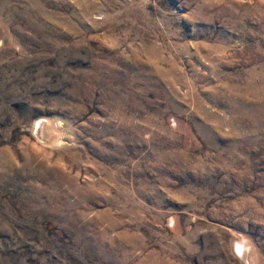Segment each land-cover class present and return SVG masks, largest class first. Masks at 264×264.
Returning a JSON list of instances; mask_svg holds the SVG:
<instances>
[{
	"label": "rangeland",
	"instance_id": "1",
	"mask_svg": "<svg viewBox=\"0 0 264 264\" xmlns=\"http://www.w3.org/2000/svg\"><path fill=\"white\" fill-rule=\"evenodd\" d=\"M0 264H264V0H0Z\"/></svg>",
	"mask_w": 264,
	"mask_h": 264
},
{
	"label": "bare ground",
	"instance_id": "2",
	"mask_svg": "<svg viewBox=\"0 0 264 264\" xmlns=\"http://www.w3.org/2000/svg\"><path fill=\"white\" fill-rule=\"evenodd\" d=\"M48 121H49V119H45V118H40L37 122H36V126L34 125V128H35V132H36V134H37V136L38 137H40L41 139H45V127H48L47 126V124H48ZM52 123V122H51ZM50 126V125H49ZM51 129V128H50ZM52 130V129H51ZM49 132V131H48ZM50 133V132H49ZM53 134V133H52ZM47 137V136H46ZM49 139H56V138H54L53 136H51L50 134H49V137H48ZM52 140V141H53ZM43 141V140H42ZM45 141H48L47 139L45 140ZM44 141V142H45ZM236 249V251L237 250H239V251H241L242 252V254H243V257L244 256H246L247 255V253L249 254V250H252L251 249V247L249 246V245H246V244H244V243H242V242H237L236 243V245L234 246ZM250 247V248H249ZM248 256V255H247ZM246 256V258H248ZM249 259V258H248ZM248 259H247V261H248ZM250 262V261H249ZM248 262V263H249Z\"/></svg>",
	"mask_w": 264,
	"mask_h": 264
}]
</instances>
